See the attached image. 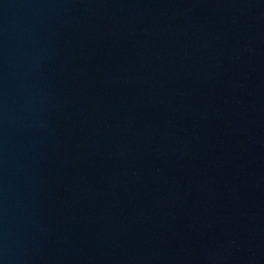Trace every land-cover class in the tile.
I'll list each match as a JSON object with an SVG mask.
<instances>
[{"label":"water","instance_id":"obj_1","mask_svg":"<svg viewBox=\"0 0 264 264\" xmlns=\"http://www.w3.org/2000/svg\"><path fill=\"white\" fill-rule=\"evenodd\" d=\"M0 264H264V0H0Z\"/></svg>","mask_w":264,"mask_h":264}]
</instances>
